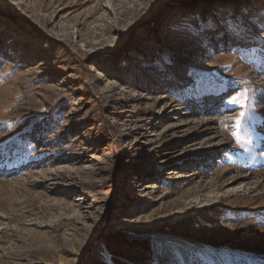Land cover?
<instances>
[{
	"label": "rangeland",
	"instance_id": "374dc122",
	"mask_svg": "<svg viewBox=\"0 0 264 264\" xmlns=\"http://www.w3.org/2000/svg\"><path fill=\"white\" fill-rule=\"evenodd\" d=\"M0 264H264V0H0Z\"/></svg>",
	"mask_w": 264,
	"mask_h": 264
},
{
	"label": "snow or ice",
	"instance_id": "6c2138e0",
	"mask_svg": "<svg viewBox=\"0 0 264 264\" xmlns=\"http://www.w3.org/2000/svg\"><path fill=\"white\" fill-rule=\"evenodd\" d=\"M237 104H239V102L237 101ZM244 114L243 113H241V116H243Z\"/></svg>",
	"mask_w": 264,
	"mask_h": 264
}]
</instances>
